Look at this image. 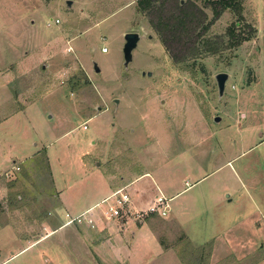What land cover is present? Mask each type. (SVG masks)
Wrapping results in <instances>:
<instances>
[{
	"label": "rangeland",
	"instance_id": "rangeland-1",
	"mask_svg": "<svg viewBox=\"0 0 264 264\" xmlns=\"http://www.w3.org/2000/svg\"><path fill=\"white\" fill-rule=\"evenodd\" d=\"M137 1L0 0V264H127L109 254L121 222L92 230L55 211L126 186L137 209L158 192L170 207L136 220L163 246L137 244L131 264H209L211 251L213 264H264V0H224L236 7L218 17L213 0H159L154 18ZM193 2L207 28L195 50L186 27L149 26L178 4L198 21ZM208 40L244 42L209 56Z\"/></svg>",
	"mask_w": 264,
	"mask_h": 264
},
{
	"label": "built area",
	"instance_id": "built-area-1",
	"mask_svg": "<svg viewBox=\"0 0 264 264\" xmlns=\"http://www.w3.org/2000/svg\"><path fill=\"white\" fill-rule=\"evenodd\" d=\"M102 52H105V49H102ZM101 205H104V207L100 208ZM169 213V200L159 192L153 197L152 202L146 208L137 209L128 191V186H126L113 191L93 208L77 217L69 219L66 224H86L90 228H95L102 222H121V225H123L128 220L136 221L149 215L166 218Z\"/></svg>",
	"mask_w": 264,
	"mask_h": 264
},
{
	"label": "trees",
	"instance_id": "trees-1",
	"mask_svg": "<svg viewBox=\"0 0 264 264\" xmlns=\"http://www.w3.org/2000/svg\"><path fill=\"white\" fill-rule=\"evenodd\" d=\"M158 1L159 0H138L137 1V11L141 14H149V17L154 18V16L156 14L162 13V5L157 7ZM165 1H167V0H165ZM213 2H215V3H213ZM191 4H192V7H194L196 5V4H194V2ZM207 4L210 6L212 4L217 5V7L219 9L217 11H215V8H214V11H215L214 16L218 17L223 10H226L229 7H231L230 5L234 4V1L233 2L232 1L227 2L224 0H216V1L213 0V1H208ZM236 4L237 3L234 4V7H236ZM176 9H177L178 13H176L177 15L175 17L173 16L172 18L167 19V21L164 23L162 21V16L157 15L158 16L157 22H155L154 20L149 21V26L158 35H160L159 31L160 32L163 31L162 27L164 29H166V28L167 29H173L174 31H176L178 28L183 29L186 27L184 32L187 34L184 36L187 37L186 39L188 40V42L191 45H193V48L195 50L194 46L197 45V43L200 40V37L205 33L204 31L207 29L205 27L206 25H204V22H205L204 20H205L206 14L202 10L197 9L195 6V9H197L199 17H200V19L197 21V20H193L192 16L189 17L188 19H185V17L184 18L181 17L182 15L180 16V12L183 11L181 4H178ZM160 25L162 27H160ZM181 25H183V26H181ZM172 34L175 36V38H179V36L177 34H175L174 32H172ZM161 40H162V43L164 44V46L166 47L165 42L163 40V37H161ZM242 42H244V41L243 40L242 41L236 40L234 42L232 41V42H229L226 45H224L222 42H217L214 40H208L205 47H203L204 48L203 52H206L209 56L216 55L217 53H219L223 50L236 48V47L240 46Z\"/></svg>",
	"mask_w": 264,
	"mask_h": 264
},
{
	"label": "crops",
	"instance_id": "crops-1",
	"mask_svg": "<svg viewBox=\"0 0 264 264\" xmlns=\"http://www.w3.org/2000/svg\"><path fill=\"white\" fill-rule=\"evenodd\" d=\"M0 96L2 97L3 95H0ZM111 192L112 191H110L105 197H107L109 194H111ZM105 197H103L99 201H96L94 204L85 207L83 210H76V209L71 208L70 210H68V211L65 210L66 212H63L62 208H57V210H55V211L57 212L58 209H60L62 214H63V216H64V219L66 221V220L72 219L74 217H77V216L83 214L84 212L88 211L89 209L93 208L96 204L100 203V201H102ZM61 198H62L61 192H59V194H58V196L56 198V203H55L56 207H61V205H62L61 202H60ZM3 200H5V199L3 198ZM230 202H231V200H228V203H230ZM136 205H137L138 208L145 207L147 205V202H141V199H140L136 203ZM60 214L61 213H57L54 216V219H53V221H54L53 223L54 224L53 225L56 228H53V231H56L57 229H60L62 226L66 225L65 223L59 225L57 220L55 221V218H59ZM171 222H172V220H171ZM108 223H110V222H108ZM114 223L115 222H113L112 224H114ZM174 223L177 224V222H174ZM82 225L86 226L87 228L89 227L88 225H84V224H82ZM177 226H178V224H177ZM8 227L9 226H7L5 223H2V221H0V231H3L4 229H8ZM147 227H149V226L147 224H145V222L134 221V220H128L123 225H119V228L114 227L113 228V233H117L118 232L116 229H118L119 232H118V235L116 236L117 237L116 245L115 246L113 245V247L109 250V252H110L109 254H111L113 256L112 258H115V257L120 258L121 257V258L126 260L127 264H131L133 261L130 260V258L128 256V252L130 253V251H129L130 248L134 249V247L137 244L142 243L143 241H145L147 244L152 243L154 246L156 244L162 245L161 242L158 239L157 233L154 232L150 227L149 228L152 231L145 230V228H147ZM96 228L98 229L99 225L97 227L91 228V229L92 230H97ZM98 249L99 248H97L96 251ZM103 258L106 261H108V259H109V257H107L105 255H103ZM210 263L213 264V251H211Z\"/></svg>",
	"mask_w": 264,
	"mask_h": 264
},
{
	"label": "water",
	"instance_id": "water-1",
	"mask_svg": "<svg viewBox=\"0 0 264 264\" xmlns=\"http://www.w3.org/2000/svg\"><path fill=\"white\" fill-rule=\"evenodd\" d=\"M71 5H72L71 1L66 2V6L68 8H70ZM139 40H140V36L137 33L129 32L125 34L124 46H123V63L121 67L123 71L128 70L129 65L132 62V52L137 47ZM94 71L96 73L99 72V68L96 65H94ZM142 75H144V73ZM147 76L150 77L151 73H147ZM227 79H228V75L224 73H220L215 76V83H216L219 98H221L225 92V85H226ZM115 103H117V100L115 101ZM219 121H220L219 117H216L214 119V122L216 123Z\"/></svg>",
	"mask_w": 264,
	"mask_h": 264
}]
</instances>
